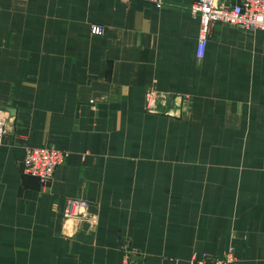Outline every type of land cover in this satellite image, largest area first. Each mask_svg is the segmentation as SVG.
Here are the masks:
<instances>
[{"label": "crops", "instance_id": "0c3cea01", "mask_svg": "<svg viewBox=\"0 0 264 264\" xmlns=\"http://www.w3.org/2000/svg\"><path fill=\"white\" fill-rule=\"evenodd\" d=\"M161 1L0 0V264H264V33L215 24L198 60L197 0ZM27 147L66 153L46 186Z\"/></svg>", "mask_w": 264, "mask_h": 264}, {"label": "built area", "instance_id": "2783aa9c", "mask_svg": "<svg viewBox=\"0 0 264 264\" xmlns=\"http://www.w3.org/2000/svg\"><path fill=\"white\" fill-rule=\"evenodd\" d=\"M127 1V0H122ZM150 4L156 7L162 6L161 0H148ZM193 17L199 20V33L196 45V58L198 60L204 57L205 47L208 43L211 27L215 24H223L234 27L242 31H260L264 33V0H238L236 4L226 5L220 0H197L189 9ZM94 33L101 34L100 27L92 28ZM170 96L156 91L154 88H148L145 91L144 108L150 115H159L161 109L168 101ZM171 116L180 117V105L174 102ZM8 114L0 110V144L3 142L6 127L8 123ZM66 158V153L55 150L52 147H40L25 149V155L22 160L23 173L36 178L42 186H46L52 179L53 174ZM87 203L82 200L68 201L64 208L63 219L65 224L71 226L87 223L90 228L97 224V216L91 215L87 211ZM124 256L121 264H133V257L136 252L127 244L122 245ZM171 264H178L177 261H171ZM188 264H236V258L232 249L222 257L207 256L200 259L192 256Z\"/></svg>", "mask_w": 264, "mask_h": 264}, {"label": "rangeland", "instance_id": "374dc122", "mask_svg": "<svg viewBox=\"0 0 264 264\" xmlns=\"http://www.w3.org/2000/svg\"><path fill=\"white\" fill-rule=\"evenodd\" d=\"M230 248L233 249L232 247H230ZM230 248H228L226 252H228ZM233 255H234V254H233ZM213 257H216V256H213ZM234 257H235V256H234Z\"/></svg>", "mask_w": 264, "mask_h": 264}]
</instances>
